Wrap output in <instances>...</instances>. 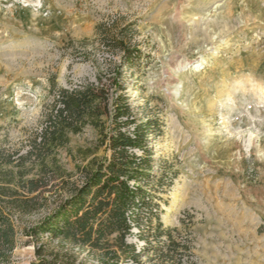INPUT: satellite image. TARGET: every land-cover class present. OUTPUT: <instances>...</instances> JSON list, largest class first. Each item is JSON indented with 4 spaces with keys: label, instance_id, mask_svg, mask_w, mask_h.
Returning a JSON list of instances; mask_svg holds the SVG:
<instances>
[{
    "label": "rangeland",
    "instance_id": "1",
    "mask_svg": "<svg viewBox=\"0 0 264 264\" xmlns=\"http://www.w3.org/2000/svg\"><path fill=\"white\" fill-rule=\"evenodd\" d=\"M105 38L139 57L122 64ZM120 64L137 120L156 129L149 193L162 229L189 246L182 264H264V0H0V168H16L5 160L25 151L59 87ZM97 139L92 126L70 134L56 152L65 183L42 207L13 212L12 264H29L37 245L61 264H100L48 233L24 234L106 153ZM141 215L149 243L128 264H158L156 219Z\"/></svg>",
    "mask_w": 264,
    "mask_h": 264
},
{
    "label": "trees",
    "instance_id": "2",
    "mask_svg": "<svg viewBox=\"0 0 264 264\" xmlns=\"http://www.w3.org/2000/svg\"><path fill=\"white\" fill-rule=\"evenodd\" d=\"M103 43L120 50L122 64L139 57L137 49H130L122 39L105 38ZM122 64L113 75L95 73L92 79L59 87L45 104L43 124L32 132L25 151L5 160L16 168H0V264H12L16 245L13 212L28 214L42 207L44 194L57 186L54 181L65 183L57 149L68 144L70 134L86 126L96 130L106 153L81 166V182L71 183L67 195L24 234L37 240L48 233L93 254L100 264L138 262L142 249L137 251L127 237L136 228L137 236L144 244L148 242L142 233L146 232L141 215L145 208L146 218L157 222L158 264H182L181 250L189 246L170 229H162L149 193L154 187L148 182L153 161L148 138L156 129L152 119L137 120L121 82ZM53 87L54 82L52 92ZM42 250L41 245L35 246V259L29 264H61Z\"/></svg>",
    "mask_w": 264,
    "mask_h": 264
},
{
    "label": "built area",
    "instance_id": "3",
    "mask_svg": "<svg viewBox=\"0 0 264 264\" xmlns=\"http://www.w3.org/2000/svg\"><path fill=\"white\" fill-rule=\"evenodd\" d=\"M133 243H134V245H135L137 251L141 250L140 248H141V246L144 244L143 241H139V239H137V238L135 239V241H133Z\"/></svg>",
    "mask_w": 264,
    "mask_h": 264
},
{
    "label": "bare ground",
    "instance_id": "4",
    "mask_svg": "<svg viewBox=\"0 0 264 264\" xmlns=\"http://www.w3.org/2000/svg\"><path fill=\"white\" fill-rule=\"evenodd\" d=\"M200 64H201V63H200ZM200 64H199V65H200ZM197 65H198V64H197ZM263 94H264V91H263Z\"/></svg>",
    "mask_w": 264,
    "mask_h": 264
}]
</instances>
